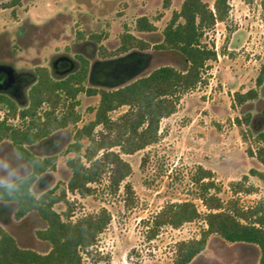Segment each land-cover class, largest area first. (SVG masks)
<instances>
[{
	"label": "rangeland",
	"instance_id": "obj_1",
	"mask_svg": "<svg viewBox=\"0 0 264 264\" xmlns=\"http://www.w3.org/2000/svg\"><path fill=\"white\" fill-rule=\"evenodd\" d=\"M182 1L22 0L10 7V0H0V61L18 71L31 72L28 79H33L38 67H46L51 77L58 79L60 74L52 69V61L58 56H67L78 67V55H83L92 65L97 60H110L141 49L120 50L122 36L130 33L146 41L144 51L155 56L152 68L141 75L161 65L183 69L184 58L179 51L155 47L159 41L156 39ZM204 1L213 6L214 0ZM228 2L227 18L217 21L204 37L214 47L216 60L208 62L201 82L181 96L176 111L160 121L158 140L132 154H122L132 170L119 188L116 191L109 188L105 173L90 184L91 193L80 195L66 189L65 201L53 205L63 220L69 212L72 221L101 208L109 211L111 221L89 249L93 256L83 253V264H175L177 242L199 238L207 228L205 216L210 209L200 197L199 167L212 172L209 180L213 187L208 194L217 196L223 203L231 200L244 210L264 203V180L250 172L254 169L264 174V165L249 153L258 146L256 131L264 129V0ZM141 16L155 26L154 31L135 29ZM260 73L263 81L258 86ZM84 86L103 87L90 79L84 81ZM249 89L257 90V98L237 104L235 92ZM24 94L16 112L28 104V89ZM60 96L55 116L64 115L76 103L74 112L79 118L76 123L55 129L26 145L37 156H56V168L48 171L47 183L41 185L38 177L32 185L37 196L49 189L59 195L65 188L69 176L66 160L77 156L67 147L74 142L75 130L94 118L99 101L98 95L84 91L75 99ZM47 108L48 104L43 103L37 116H42ZM126 109L121 106L110 116L117 118ZM245 113L252 116L249 126L242 119ZM0 117H7L13 127L28 126V118L7 116L4 106L0 108ZM42 120H37L39 125ZM81 142L83 152L88 142L86 139ZM30 171L31 167L15 153L12 143L3 141L0 184L12 182ZM126 184L130 192L125 191ZM184 201L195 204L198 218L176 228L163 226L157 235L150 237L149 222L153 216L167 203ZM14 213L12 204L0 212L3 223L0 226L20 247L47 251L49 245L36 236V231L46 226L44 220L35 212L22 218H16ZM258 259V250L244 255L239 244L210 234L205 249L189 264H258Z\"/></svg>",
	"mask_w": 264,
	"mask_h": 264
},
{
	"label": "trees",
	"instance_id": "obj_2",
	"mask_svg": "<svg viewBox=\"0 0 264 264\" xmlns=\"http://www.w3.org/2000/svg\"><path fill=\"white\" fill-rule=\"evenodd\" d=\"M21 1L10 0L9 6L19 5ZM229 10L228 0H214L212 7L204 0H183L180 9L173 12L162 33L153 39L159 40L155 44L156 48L179 51L184 58L183 69L163 65L114 89L85 87L89 62L78 55L80 69L61 79L52 78L46 67H38L35 70L36 81L28 91V104L18 112L15 100L0 93V108H6L7 116L11 114L29 119L28 126L23 128L13 127L7 122V117H0V144L9 140L15 153L31 167L28 174L0 184V202L12 204L16 218L25 217L29 212L37 213L46 226L37 230L36 236L49 245L45 252L22 248L0 226V264H83V253L93 256L89 249L110 223L109 211L101 208L72 221L69 212L65 213L66 219L63 220L53 205L65 201L66 189L80 195L91 193L90 184L97 182L105 173L108 175L109 188L112 191L119 188L132 170L122 154H132L158 140L160 121L176 111L181 96L201 82L208 62L216 60L214 47L209 46L204 37L217 21L227 18ZM135 29L152 32L155 26L145 16H141L136 21ZM147 45L143 39L127 33L122 36L119 47L122 52H126L134 47L144 49ZM98 67L101 71H96ZM124 71L123 64L118 61L101 60L93 69L90 80L111 86L123 77ZM262 81L263 74L260 73L257 85L260 86ZM82 91L88 95H98L99 101L94 109V118L75 130L74 142L67 147L69 152L77 156L66 160L69 176L65 188L59 195L49 189L37 196L31 189L32 185L40 177L41 185L47 183L48 171L56 168V156H37L26 145L55 129L76 123L79 118L74 112L76 103H72L70 109L60 117L55 116L54 111L61 100L60 95L75 99ZM257 96L256 89L235 92L234 101L243 105ZM43 103H47L48 108L42 116H37ZM121 106L127 109L113 119L110 113ZM38 119H43L42 125H39ZM242 119L249 126L252 116L245 113ZM237 124L241 125L242 122L237 119ZM98 126L100 129L97 130ZM83 139L88 143L81 152ZM255 141L258 146L255 152L249 150V153L264 165V129L256 131ZM198 171L197 182L201 181L202 190L200 197L210 209L205 216L207 228L199 238L177 242L174 263L189 264L205 249L208 236L216 234L225 242L239 244L244 255L254 254L258 250V264H264V203L259 202L245 210L237 208L231 200L223 203L217 196L208 194L213 187L209 180L212 172L203 167H199ZM250 172L264 180L263 173L254 169H250ZM204 179L207 180L204 182ZM124 187L126 192H130L128 184ZM198 216L193 202L167 203L149 222V236L157 235L163 226L176 228L194 221Z\"/></svg>",
	"mask_w": 264,
	"mask_h": 264
},
{
	"label": "flooded vegetation",
	"instance_id": "obj_3",
	"mask_svg": "<svg viewBox=\"0 0 264 264\" xmlns=\"http://www.w3.org/2000/svg\"><path fill=\"white\" fill-rule=\"evenodd\" d=\"M80 56L84 57L83 55ZM100 61L101 60H97L92 65H89V74L87 76V79L92 78V71ZM80 67V59L78 67H75V63L73 62V60L64 55L58 56L52 61V69L56 72V74H60V77H58V79L64 78L67 75L76 72L80 69ZM96 71H101V68L98 67V70ZM28 73L31 72L18 71L6 62L0 61V93L7 95L8 97L15 100L17 104H20V102L22 101L21 96L25 97V89H28L29 91L30 87L35 83L37 78V76H35L36 74L34 73L33 79H28ZM4 210L5 209L2 208L0 212Z\"/></svg>",
	"mask_w": 264,
	"mask_h": 264
},
{
	"label": "water",
	"instance_id": "obj_4",
	"mask_svg": "<svg viewBox=\"0 0 264 264\" xmlns=\"http://www.w3.org/2000/svg\"><path fill=\"white\" fill-rule=\"evenodd\" d=\"M154 59H155L154 53L144 51V49L132 50L123 56L110 59L111 61L115 60L118 61V63L123 64L125 69L124 75L123 77L120 78V80L116 84H113L111 86H107V85H99V86H103L106 88L108 87V89H114L120 86H124L137 78L143 77L149 74L155 68L159 67L157 66L147 74L141 75L144 72H146V70H148L149 68H152L151 64L153 65Z\"/></svg>",
	"mask_w": 264,
	"mask_h": 264
},
{
	"label": "crops",
	"instance_id": "obj_5",
	"mask_svg": "<svg viewBox=\"0 0 264 264\" xmlns=\"http://www.w3.org/2000/svg\"><path fill=\"white\" fill-rule=\"evenodd\" d=\"M9 206H11V204H9V203H4V202H0V211H1V209L2 208H7V207H9ZM1 223H0V225H2L3 223H2V221H0Z\"/></svg>",
	"mask_w": 264,
	"mask_h": 264
}]
</instances>
